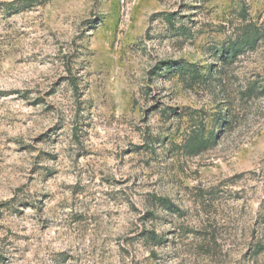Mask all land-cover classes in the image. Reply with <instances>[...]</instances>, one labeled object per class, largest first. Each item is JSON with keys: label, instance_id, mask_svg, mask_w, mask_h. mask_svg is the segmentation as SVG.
<instances>
[{"label": "rangeland", "instance_id": "obj_1", "mask_svg": "<svg viewBox=\"0 0 264 264\" xmlns=\"http://www.w3.org/2000/svg\"><path fill=\"white\" fill-rule=\"evenodd\" d=\"M0 264H264V0H0Z\"/></svg>", "mask_w": 264, "mask_h": 264}, {"label": "trees", "instance_id": "obj_2", "mask_svg": "<svg viewBox=\"0 0 264 264\" xmlns=\"http://www.w3.org/2000/svg\"><path fill=\"white\" fill-rule=\"evenodd\" d=\"M256 39H257V37H256ZM256 39H255V40H256ZM254 42H256V41H254ZM254 42H253V43H254ZM235 52H237V51H235ZM235 52H234V53H235ZM148 238H150V236H149Z\"/></svg>", "mask_w": 264, "mask_h": 264}]
</instances>
